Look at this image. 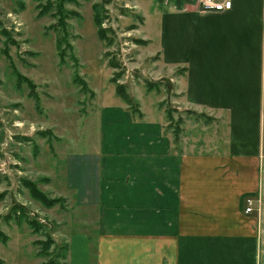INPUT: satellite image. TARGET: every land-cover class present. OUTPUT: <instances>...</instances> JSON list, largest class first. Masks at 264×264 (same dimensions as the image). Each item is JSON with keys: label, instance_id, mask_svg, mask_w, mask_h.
<instances>
[{"label": "crops", "instance_id": "crops-1", "mask_svg": "<svg viewBox=\"0 0 264 264\" xmlns=\"http://www.w3.org/2000/svg\"><path fill=\"white\" fill-rule=\"evenodd\" d=\"M231 1L217 13L161 0L154 32L140 30L148 45L156 35L159 66L180 70L184 109L213 118L201 149H176L142 107L136 119L124 103L92 105L98 136L88 151L66 148L64 185L94 226L65 236L63 264H264V0ZM248 196L259 214L245 213Z\"/></svg>", "mask_w": 264, "mask_h": 264}, {"label": "rangeland", "instance_id": "rangeland-1", "mask_svg": "<svg viewBox=\"0 0 264 264\" xmlns=\"http://www.w3.org/2000/svg\"><path fill=\"white\" fill-rule=\"evenodd\" d=\"M159 1L0 0V193L5 196L0 201V232L10 235L9 242L0 237V260L6 264H15L18 257L23 263L17 264H34L36 258L63 264L58 253L66 245L65 236L94 226V209L81 207L74 192L65 189L64 153L66 148L72 153L91 148L98 131L89 129L90 109L95 101L98 106L124 103L116 94L119 84L148 118L161 115L173 138L168 116L173 124L182 122L185 138L178 146L190 143L189 150L201 149L200 142L207 143L208 133L216 130L212 117L184 109L177 84L180 70L168 73L159 66L156 35L151 45L141 38L140 30L154 32L150 17ZM96 13L102 17L105 40L99 37ZM60 51L66 56L63 64ZM30 182L49 199L63 202L46 207L34 200ZM14 207L26 211L42 231L35 234ZM8 214L11 218L5 220ZM50 238L51 251L38 256L40 243ZM16 248L20 256L14 254Z\"/></svg>", "mask_w": 264, "mask_h": 264}, {"label": "trees", "instance_id": "trees-1", "mask_svg": "<svg viewBox=\"0 0 264 264\" xmlns=\"http://www.w3.org/2000/svg\"><path fill=\"white\" fill-rule=\"evenodd\" d=\"M60 4H62V8H61V10L59 11V14H63V3L62 2H60ZM95 11H96V9H95ZM61 16V18L62 19H64V18H66V16H67V14H63V15H60ZM94 21H95V24H96V26L98 27V34H99V37H100V39H102V40H105L106 38V32L104 31V30H102L101 29V24H102V17L100 16V15H98L97 13H96V15L94 16ZM137 42H140V43H143L142 41H137ZM61 44H62V40H59L58 42H57V45H58V48L60 49V47H61ZM67 46V45H66ZM70 46H72L71 45V43L70 44H68V46L67 47H69L70 48ZM61 52V51H60ZM65 55H64V53H60L59 54V58H60V63L61 64H63V63H65L66 62V60H65ZM74 58V57H73ZM75 59V58H74ZM111 66L114 68L116 65H112L111 64ZM118 79V78H117ZM117 79H115V77L113 78V82H115V83H117L116 81H117ZM77 80V82L81 85V87H82V89H86L87 90V86H86V83L84 82V81H82L81 79H79V78H77L76 79ZM33 82V81H32ZM117 95L124 101V103L125 104H127L128 106H129V110H131V112H132V114H133V116H134V118H136V119H142L143 118V115H142V113H141V111H140V108H139V106L138 105H136L131 99H130V97L127 95V93H126V91H125V87L124 86H121L120 84L117 86ZM171 115V114H170ZM200 116H202V114H200ZM169 117V121H170V124H169V126H171L170 128L171 129H173V131H174V138H173V142H174V144H175V147H176V149L179 147L178 146V144L180 143V140H181V134H182V131H183V129H182V122L181 121H178V123L177 124H173V119H172V117L171 116H168ZM173 126H175V127H173ZM28 188H29V190H30V194H31V196L34 198V200H36V201H39L40 203H43L44 204V206H46V207H52V206H54V205H56L57 204V202L59 203V202H61L62 200L61 199H56V200H52V199H49L48 198V196L46 195V194H44V192H42L39 188H38V186L35 184V183H33V182H30L29 184H28ZM4 195L3 194H1L0 193V201L1 200H3L4 199ZM65 200V199H64ZM63 202V201H62ZM14 208H16V215H18L20 218L22 217V218H25L27 221H28V224H29V226L33 229V232L36 234H38V233H40L41 231H42V229H43V227H42V225H39L34 219H32V218H30L29 216H28V214H27V212L26 211H24L22 208L20 209V211H18L17 209V207H14ZM16 215H14V216H16ZM11 217H10V214H8L7 216H5V219H7V220H9ZM0 237H1V239H3V241L5 242V241H8L9 240V237L6 235V234H4L3 232L1 233L0 232ZM93 238V237H92ZM92 241L93 242H95L94 241V239H92ZM39 243H40V241H38ZM41 244V246H42V249L38 252V256H40V257H42V256H44L46 253H49L50 251H51V247L53 246V242H52V239L50 238V241H48L46 244H44L43 242H41L40 243ZM94 248V250H95V246L93 247ZM66 252H67V245H65L64 247H63V249H61V253H58V255L60 256V258H61V256H62V258H63V260H65V258H66ZM55 261V262H54ZM58 262V261H57ZM57 262H56V259H53V260H51L50 262H45V263H42V264H57ZM0 264H2V261L0 260Z\"/></svg>", "mask_w": 264, "mask_h": 264}, {"label": "built area", "instance_id": "built-area-1", "mask_svg": "<svg viewBox=\"0 0 264 264\" xmlns=\"http://www.w3.org/2000/svg\"><path fill=\"white\" fill-rule=\"evenodd\" d=\"M197 5L204 12H217L221 13L228 11L232 8L231 0H194ZM245 213L255 214L260 213L261 210V199L260 197L248 196L245 198Z\"/></svg>", "mask_w": 264, "mask_h": 264}]
</instances>
